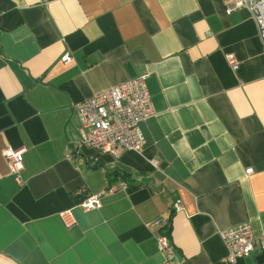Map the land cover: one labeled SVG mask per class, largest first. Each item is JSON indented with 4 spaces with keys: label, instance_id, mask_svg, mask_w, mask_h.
<instances>
[{
    "label": "crops",
    "instance_id": "1",
    "mask_svg": "<svg viewBox=\"0 0 264 264\" xmlns=\"http://www.w3.org/2000/svg\"><path fill=\"white\" fill-rule=\"evenodd\" d=\"M233 1L0 0V264H162V217L175 264H229L221 231L264 235V43ZM144 74V152L83 146L75 105ZM8 147L26 149L21 186Z\"/></svg>",
    "mask_w": 264,
    "mask_h": 264
},
{
    "label": "built area",
    "instance_id": "2",
    "mask_svg": "<svg viewBox=\"0 0 264 264\" xmlns=\"http://www.w3.org/2000/svg\"><path fill=\"white\" fill-rule=\"evenodd\" d=\"M240 9H246L251 13L258 28L259 38L264 43V0H234L226 13L231 14ZM226 60L233 70L238 68V61L234 55H226ZM72 61L69 51L60 58V62L65 65ZM147 80L148 75H140L77 103L75 110L81 122V144L116 158L126 152L142 154L146 138L141 125L158 113L149 94ZM25 152V148L11 147L4 151L10 174L20 186L23 184ZM66 158L72 159L69 148ZM151 164L158 169L157 160L151 161ZM247 172L250 173V170ZM117 188V185H111L103 195L86 194L77 203V207L85 211L99 209L102 207L103 198ZM183 210L182 201L180 199L174 201L173 213ZM60 217L68 228L76 224L71 210L62 212ZM154 224L163 228V232L156 238L157 249L163 259L162 264H175L176 249L168 231L171 226L170 218L162 217L149 226ZM220 236L228 250L224 260L229 264H236L240 259L249 257L258 248L264 250V235L256 237L250 224L221 231Z\"/></svg>",
    "mask_w": 264,
    "mask_h": 264
}]
</instances>
